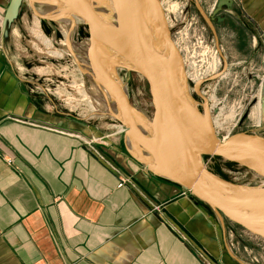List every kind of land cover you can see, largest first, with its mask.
Returning a JSON list of instances; mask_svg holds the SVG:
<instances>
[{
	"label": "crops",
	"instance_id": "obj_1",
	"mask_svg": "<svg viewBox=\"0 0 264 264\" xmlns=\"http://www.w3.org/2000/svg\"><path fill=\"white\" fill-rule=\"evenodd\" d=\"M195 1L209 16L218 0ZM232 1L222 22L204 19L222 61L211 91L247 113L235 130L264 133V0ZM10 30L0 29V264H264V240L171 178L144 124L129 136L110 106L79 115L59 99L54 64L12 54Z\"/></svg>",
	"mask_w": 264,
	"mask_h": 264
},
{
	"label": "water",
	"instance_id": "obj_2",
	"mask_svg": "<svg viewBox=\"0 0 264 264\" xmlns=\"http://www.w3.org/2000/svg\"><path fill=\"white\" fill-rule=\"evenodd\" d=\"M71 23L81 20L89 31L90 67L94 78L110 95L120 111V119L131 136L139 130V120L131 111L122 90L101 68V55L114 54L142 76L150 90L154 114L149 123V136L154 147H147L157 159H166L173 176L192 195L220 216L264 240V138L246 133L220 140L211 124L208 130L196 115L199 112L179 97L178 75L182 57L173 42L168 21L159 0H109L123 17L124 40L113 34L107 37L97 24L94 9L84 0H62ZM22 0H10L6 19L18 17ZM232 0H218L211 13V23L224 10H232ZM162 40V51L154 48L155 37ZM108 84V86L106 85ZM260 118L264 122V81L260 85ZM191 112V113H189ZM246 118V117H245ZM211 125V126H210ZM203 156L217 157L252 172L261 180L258 187L227 185L218 181L219 188L203 182L206 173L201 164ZM172 174V173H171ZM176 174V175H175ZM246 196L244 200L234 198Z\"/></svg>",
	"mask_w": 264,
	"mask_h": 264
},
{
	"label": "rangeland",
	"instance_id": "obj_3",
	"mask_svg": "<svg viewBox=\"0 0 264 264\" xmlns=\"http://www.w3.org/2000/svg\"><path fill=\"white\" fill-rule=\"evenodd\" d=\"M32 1L22 0L19 16L14 20L3 17L10 0L5 2L4 10L0 9V29L10 25V31H13L12 36L15 37L12 54L28 57L27 59L31 61L36 59V61L41 60L47 64H54L56 74L53 77H57L55 79L56 89L63 95L59 99L67 103L68 107L79 112V115H96L100 112V105L112 106L114 103L108 97L103 99L92 95L90 80H96L92 70L91 74L88 73L87 64L82 55V49L84 50L89 45L87 26L79 21L77 26L71 27L70 17L74 16L71 13L66 14V11L51 16L55 20L54 22L41 20L38 16L44 14L40 11L38 4ZM84 1L94 10H96L97 4L111 7L109 0ZM159 1L167 18L173 42L182 57V66L178 75L181 94L184 95V91L187 93L186 96L184 95L185 101L199 112V115L195 114V116L200 121H208L213 126L214 131L215 123H217V131L215 132L217 137L222 140L226 136L223 133L228 130L226 127L224 128L222 122L229 123L233 114L229 112L230 105L227 102L230 97H223L225 99L224 104H219L223 98H216L211 91L213 84L211 80L213 77L211 76L218 71L217 63H222L216 53L212 33L204 20L205 18L206 20L207 18L211 19V16L206 15L195 0ZM50 4L56 6L58 11L59 7L63 6L61 0H54ZM75 19L76 21L79 20ZM70 40L73 43L72 46L70 45L71 51H75V55L64 52L66 44L71 43ZM101 61L110 65L111 62L114 63L115 59L112 55L106 54L101 55ZM115 67L113 69H116L114 71L119 77L121 87L129 93L128 101L131 111L141 110L147 118L145 120L148 121L153 117L154 107L147 82L127 65ZM64 92L71 94L66 95V97ZM105 92L110 97L106 90ZM223 92L222 90L219 91L220 94ZM216 110L218 111L216 112ZM216 113H218V118L214 116ZM246 114L243 115L240 123L245 119ZM245 132L248 135L264 138L263 132L243 131L241 129L233 130L230 137ZM93 139L97 140V143L102 141V139ZM202 163L206 173L203 182L207 185H215L218 181L227 185L245 187L261 185V180L252 172L220 158L203 156Z\"/></svg>",
	"mask_w": 264,
	"mask_h": 264
},
{
	"label": "bare ground",
	"instance_id": "obj_4",
	"mask_svg": "<svg viewBox=\"0 0 264 264\" xmlns=\"http://www.w3.org/2000/svg\"><path fill=\"white\" fill-rule=\"evenodd\" d=\"M33 1L38 4L39 9L42 12V14H48L50 17L53 16V15L56 16L60 12L63 13V11L64 12L66 11V14L70 12L69 9L67 8V6L64 4V2L62 0L61 1H62L63 6L59 7V11L57 10L56 6L50 4V3H53L54 0H33ZM113 1L115 2L117 0H113ZM94 11H95V15L97 16V24L100 27V29L102 30L103 34L105 36H107V37H110L111 34H113V36L117 40H122L123 41L124 38H125L124 25H123L124 22H123V17L121 15L120 11H119V8L116 6V4H115V6H113V8L109 7V6L105 7V5L97 4L96 10H94ZM79 21L82 23L81 20H77L75 26L78 25L77 22H79ZM70 26L73 27V24L71 23V21H70ZM66 33H68V32H66ZM154 37H155V40H154L155 51L157 53H160L162 51V40H161L160 37L158 38L156 35ZM70 42H71V40H70ZM70 45L72 46L73 43L71 42V43H67L66 44V46H65L66 49L64 50V52H66L68 54L72 53V54L75 55V51H73L74 53L71 51L72 48H71ZM89 46L90 45H88V47L85 48L84 50L82 49V55H83V58H84V62L87 64L86 65V69L88 70V73L91 74L90 73L91 72V67H90L91 50H90ZM112 57L115 59L114 63L111 62L110 65H106L105 63H101L100 66L105 71V73L108 74V76L111 78L110 80H112L115 83V85H117L122 90V92L124 93L126 98L129 99L128 91L121 87V83H120L119 77L117 76L116 71H114L116 69H113V68H116L115 66H122V67L125 66L126 62L122 58L118 57L117 55L112 54ZM90 84H91L92 92L94 94H97V95L101 96L100 98H103V99L109 97L108 94L97 84L96 81L90 80ZM106 85L108 86V84H106ZM183 94L185 96L187 95V93H185V91H184ZM184 95H179V97L185 98ZM109 108H111L110 112L113 115H115V116L120 118V116H121L120 115V111H119V108H118V106L116 104H112V106H110ZM189 113H191V112H189ZM135 115H136V117H138L140 119V120L139 119L138 120L141 122V124L142 125L144 124L143 126H141L142 127V131L140 129L139 130L145 136H148L149 135V128L148 127H149V123L152 120V118L149 119L148 121L145 120L147 118L143 115V112L141 110H139V109H137V112H136ZM201 122H202L201 123L202 127L204 129L208 130L209 122L208 121H201ZM215 187L219 188V184L218 183L215 184ZM245 197L246 196L238 197V198H234V199L235 200H244Z\"/></svg>",
	"mask_w": 264,
	"mask_h": 264
},
{
	"label": "built area",
	"instance_id": "obj_5",
	"mask_svg": "<svg viewBox=\"0 0 264 264\" xmlns=\"http://www.w3.org/2000/svg\"><path fill=\"white\" fill-rule=\"evenodd\" d=\"M225 99H223L222 101L219 102V104H224ZM244 110L241 109V107L237 108V112L235 114H233V118L231 119V121L227 124L228 126L231 127V129H228V133L226 135V137L223 138V140L227 139L228 137H230L231 133L233 132V130H235V128L238 127L239 123L242 120V117L244 115ZM219 116L216 115V118H218ZM123 131L125 132L126 129H123ZM99 141V140H98ZM86 145H88L91 149L94 150V145L97 143V140L95 139H91L90 141L85 140ZM9 164H12V161L8 162ZM125 181L120 182L119 187H123L125 185Z\"/></svg>",
	"mask_w": 264,
	"mask_h": 264
},
{
	"label": "trees",
	"instance_id": "obj_6",
	"mask_svg": "<svg viewBox=\"0 0 264 264\" xmlns=\"http://www.w3.org/2000/svg\"><path fill=\"white\" fill-rule=\"evenodd\" d=\"M232 164V163H231Z\"/></svg>",
	"mask_w": 264,
	"mask_h": 264
}]
</instances>
